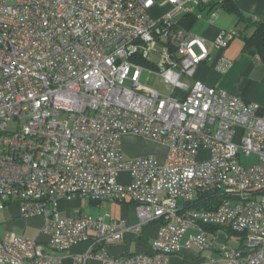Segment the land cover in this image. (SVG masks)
<instances>
[{
    "label": "built area",
    "instance_id": "1",
    "mask_svg": "<svg viewBox=\"0 0 264 264\" xmlns=\"http://www.w3.org/2000/svg\"><path fill=\"white\" fill-rule=\"evenodd\" d=\"M212 1L0 0V209L41 215L48 244L0 235V264H61L51 251L82 242L90 248L79 262L172 264L196 246L219 253L197 264H264V103L198 79L210 46L184 23L206 8L216 16ZM237 35L223 29L212 45L223 50ZM219 64L225 71L230 60ZM144 70L166 93L141 83ZM126 134L161 143L164 159L127 156ZM242 153L259 162L245 166ZM206 193L222 200L189 206ZM76 198L133 201L139 224L159 222L152 250L109 254L127 223L108 212L63 215L61 202ZM219 226L244 246L219 242Z\"/></svg>",
    "mask_w": 264,
    "mask_h": 264
},
{
    "label": "crops",
    "instance_id": "2",
    "mask_svg": "<svg viewBox=\"0 0 264 264\" xmlns=\"http://www.w3.org/2000/svg\"><path fill=\"white\" fill-rule=\"evenodd\" d=\"M219 2L221 0H213ZM239 8L247 15L254 19L264 21V0H236ZM209 8L202 10L203 17L197 19L190 27V30L197 35L206 38L210 46L209 58L201 63L197 69L196 77L209 85L223 88L234 93H237L247 100L264 103V62L258 54H253L243 49L244 41L238 35L233 37L227 47L223 50H217L212 42L218 37L223 29L238 30L237 16L233 13L221 10L212 16ZM187 18H190L189 16ZM200 21L198 31L193 28ZM223 56L230 60V66L222 71L219 64V58ZM129 138L135 144L153 142L154 140L140 138L131 134H126L123 140ZM147 140V141H144ZM157 142V141H154ZM159 143V142H158ZM161 144V143H160ZM124 152L129 157H139L143 155H155L153 152L142 151L136 146L132 148L123 144ZM126 179L123 182H130V175L124 171L120 175V180ZM83 198H76L72 201L81 205ZM72 201L61 202V213L63 215H71L73 217H81L86 213H80L76 216L72 213ZM107 202V203H105ZM89 203L97 210L92 214L100 215L105 212L110 213L111 217L117 220H124L127 226L124 229L123 238L121 240L111 242L106 245V250L113 256H121L138 252H150L152 243L159 230V222L152 221L146 224H139V219L136 213V204L130 199L125 202L99 200L89 201ZM112 204L114 212L110 210H102L103 207ZM81 209V208H80ZM44 218L41 215H35L30 218L21 216L20 209L17 205H10L0 209V235L5 236L9 233L16 235H24L30 238H35L43 245L48 247L47 236L42 232ZM136 226H139V231L134 232ZM214 230L216 238L219 242H227L229 233L224 227H211ZM195 230L190 229L186 236L194 233ZM185 236V237H186ZM242 241V240H241ZM245 242V241H244ZM245 244V243H244ZM90 244L82 242L77 244L70 251H55L51 252L61 257V264H99L95 256L89 257L84 262H79L75 256L88 251ZM94 252L100 251V248L93 247ZM218 251L213 249L200 250L196 246L185 247L170 257L172 264H197L207 257H217Z\"/></svg>",
    "mask_w": 264,
    "mask_h": 264
},
{
    "label": "trees",
    "instance_id": "3",
    "mask_svg": "<svg viewBox=\"0 0 264 264\" xmlns=\"http://www.w3.org/2000/svg\"><path fill=\"white\" fill-rule=\"evenodd\" d=\"M212 6L219 5L221 9L233 13L237 16L238 36L243 38V49L253 54H258L264 62V21L254 19L253 17L245 14L237 5L236 0H221L219 2L212 1ZM184 23L190 28L196 21L194 15H190ZM222 198L215 194H202L196 197L189 206L197 208H214ZM227 232L234 233L230 230ZM238 235V234H237ZM240 240L244 241L245 237L239 235ZM242 243L240 247H243Z\"/></svg>",
    "mask_w": 264,
    "mask_h": 264
},
{
    "label": "rangeland",
    "instance_id": "4",
    "mask_svg": "<svg viewBox=\"0 0 264 264\" xmlns=\"http://www.w3.org/2000/svg\"><path fill=\"white\" fill-rule=\"evenodd\" d=\"M168 8H169L168 6L164 7L165 10H168ZM162 10H163L162 8L155 7L152 9V13L155 16H160L163 13ZM199 25H201L200 21H198L195 24L193 29L195 31H198ZM149 59L156 62L158 60V56L154 53H149ZM140 81L142 84H145L149 87L156 88V89L160 90L161 92L166 93V91L164 89L163 79L156 72H148L147 70H144L142 75H141ZM144 141H147V140H144ZM125 143H126V145L130 146L131 148L133 146H136L139 149H141L142 151L153 152L156 154V156L160 160H163L164 156L166 154V147L164 145L158 143V142L148 141V143H146V144L140 143L137 145L132 140H129V138H127V139L124 138L123 144L125 145ZM240 160L243 164H245V166L249 167V166H252L253 164H257L259 162V157L256 154L246 155V154L242 153L240 156ZM124 180H126V179H124ZM124 180L122 179V182ZM105 203H107V202H105ZM71 205L73 208L72 213L74 216L78 215L80 213V211L82 213H92V212L94 213L97 210V208H95V206L91 205L86 198H83L81 205H79L75 201H72ZM102 210H110V212L113 213L114 207L112 204H109V205L105 204V206L103 207ZM229 235H230V237L228 240V244L230 246H240L242 243L243 244L245 243L244 241L240 240V236L237 235L236 233H230Z\"/></svg>",
    "mask_w": 264,
    "mask_h": 264
}]
</instances>
